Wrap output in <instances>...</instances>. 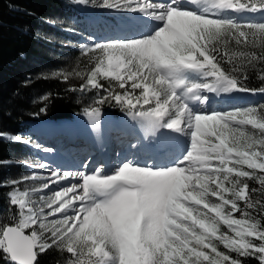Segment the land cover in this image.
I'll list each match as a JSON object with an SVG mask.
<instances>
[{"label": "snow or ice", "instance_id": "1", "mask_svg": "<svg viewBox=\"0 0 264 264\" xmlns=\"http://www.w3.org/2000/svg\"><path fill=\"white\" fill-rule=\"evenodd\" d=\"M75 2L129 14L117 25L134 34L81 44L86 72L53 78L98 90L84 114L101 142L105 103L143 136L112 166L18 161L32 171L0 183V264H40L50 249L65 264H264V104L209 108V94H264L243 83L249 72L264 82V0Z\"/></svg>", "mask_w": 264, "mask_h": 264}, {"label": "trees", "instance_id": "2", "mask_svg": "<svg viewBox=\"0 0 264 264\" xmlns=\"http://www.w3.org/2000/svg\"><path fill=\"white\" fill-rule=\"evenodd\" d=\"M75 7L72 0H0V131L24 136L34 116L54 120L71 117L88 107L83 103L85 98L98 94V90L81 92L79 86L83 81H75L74 74L67 82H62V76L53 78V72L45 73L48 69L61 70V65L70 60L90 67L88 57L71 45H62L67 50L59 56L55 45L61 44L51 36L66 38L68 14L74 13ZM81 11L85 15L86 12ZM248 75L249 79L243 82L248 88L264 87V82L254 72ZM100 82L107 85L105 80ZM42 107H46L45 112H40ZM99 107L111 114L121 112L110 104ZM32 153L29 145L0 141V161L7 162L0 165V183L8 180L9 171L26 172L27 167L17 162L29 161ZM249 183L255 186L254 182ZM7 192V188L0 187V216L10 215ZM66 256L50 249L40 256V264H64ZM246 264H255V261L248 259Z\"/></svg>", "mask_w": 264, "mask_h": 264}, {"label": "rangeland", "instance_id": "3", "mask_svg": "<svg viewBox=\"0 0 264 264\" xmlns=\"http://www.w3.org/2000/svg\"><path fill=\"white\" fill-rule=\"evenodd\" d=\"M73 1L75 2V0H73ZM81 6H85V5H81ZM85 7H89L91 12H95L97 14L100 13L106 19L102 20L101 22H100V18L98 16H96L93 19H88L85 17L86 15H84V13L81 10H77L76 7L73 8L72 11L74 13H69L68 14V20L66 21V25L68 27V30L65 32L66 38L56 37V36L51 35L52 38L54 40H56V42L61 44V45H55V47L58 49L59 56H63V54H65L64 52L67 50L66 47H63L62 45H66V44L71 45V47H74L78 51L81 52V48H80L81 44H91L94 42H102V41L107 40L108 38H105L102 35V33L105 31H111L112 25H113V27H117V21L116 20L121 18V17H118L119 16V15H117L118 13H116L112 10L94 8L91 6V3ZM110 16H112V19L111 20L107 19V17H110ZM64 23H65V21H64ZM108 27H110L111 29L108 30ZM61 36H62V34H61ZM110 38H114V37H110ZM62 58H65V57H62ZM63 60H68V59L65 58ZM86 68H87L86 66L80 64V61L70 60V61H66L65 64L61 65V70L52 71V70L48 69V71H45V73L46 74H49L51 72L69 73L70 71L73 72L74 69L77 71L86 72V70H87ZM75 81L81 82L83 80L76 77ZM246 94L250 95V96H248L249 98H251V97H253V98H251L250 101H248V102L247 101L243 102L245 104H241L239 106H230L229 108H245L248 106H255V105L262 104L263 94H261V93H256V94L246 93ZM240 100H243V99H240ZM83 103L86 106H90V105L95 106L94 105V97L85 98ZM107 104L108 103H105L104 105H107ZM103 113H105V111H103ZM101 114H102V110H101ZM37 117L38 116H34V120L37 119ZM248 130L252 131L251 128ZM24 136L25 137L29 136L30 139L33 141V144H39L40 146H49V144H47L46 141H44L39 136H35L34 134H31L29 132V130H27L24 133ZM44 148H46V147L37 148V150L35 152H33L31 162H29V163H33L36 161L43 163L44 157H47V155L50 156V158H52L53 155L57 156V155L61 154V153H58L57 151L55 152L54 151L55 147L53 148L51 146L50 148L52 149V152H53V154L51 156V152L43 151ZM53 167H56V166L53 165ZM30 171H32V169H30V168H27L26 172L25 171L24 172L19 171V170H13V171H9L8 174L6 173V176L8 179H11V178L18 179ZM37 171H39V170H37ZM64 264H65V260H64Z\"/></svg>", "mask_w": 264, "mask_h": 264}, {"label": "bare ground", "instance_id": "4", "mask_svg": "<svg viewBox=\"0 0 264 264\" xmlns=\"http://www.w3.org/2000/svg\"><path fill=\"white\" fill-rule=\"evenodd\" d=\"M122 16H126L129 14H125V13H119ZM113 22V21H112ZM117 28L118 27L117 25ZM111 28L108 27V30H110ZM113 33V30L111 31H105L104 32V36L105 38L110 39V37H116V36H124V35H131L134 33H130L128 31L125 30H121L120 32L114 34L113 35H109ZM103 34V33H102ZM98 35V34H97ZM235 95H237L242 102H237L233 104V100L231 99H227L226 101H224V106L226 108H229L230 106H239L241 104H245L243 102L245 101H250L251 98H249L248 96H250L249 94H246L245 92H233ZM253 101V100H252ZM209 108H217V102H215L214 100L212 101L211 105H209ZM106 114H108L107 112H105ZM51 122H49L48 125H50V131L51 133H53V135L56 133V135L58 137H60V134L65 133L64 136L60 137V141L58 144H56L55 142L51 143L48 142L49 144L55 146L56 148H54V151L56 152H62V158L58 161L57 159H52L47 157H44V162L46 164H49L51 167H53V165H56V167H59L61 169L64 170H75L77 168H81V165L79 164V161L84 158L89 150V147L91 146V143L93 142L94 138L91 139V137L87 134L86 130H91L92 132H94V129L91 127L88 117L83 113L79 114V116H76L73 120H71V123L68 124L69 127L63 129V126H66V121H61V123L59 124V122L57 124H55V122H52V120H50ZM108 121V120H107ZM57 122V121H56ZM76 122L78 123V126H76ZM105 123L104 119H101V126H103ZM109 133L105 136L104 139V143H102V147H107L108 151H118L119 148L125 149V146L128 142L129 139L134 138V135L136 132H132V126L130 121L126 120H118V121H112L109 120ZM49 130V129H47ZM116 130L118 133H125L123 134L124 137L120 138V139H115L113 138L115 135H117ZM165 133H168L169 135H172L171 133H169V130H163ZM130 137V138H128ZM51 138V137H50ZM39 142V141H38ZM178 143V141H177ZM41 147H46V148H50V146H41ZM114 157V156H113ZM131 157V156H130ZM81 158V159H80ZM46 159V160H45ZM85 159H88V157L86 156ZM46 161V162H45ZM62 161V162H61ZM111 164V163H110ZM71 166L73 168H71ZM75 167V168H74ZM55 168V167H54Z\"/></svg>", "mask_w": 264, "mask_h": 264}]
</instances>
